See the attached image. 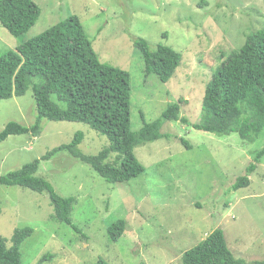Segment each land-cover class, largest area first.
<instances>
[{
  "label": "rangeland",
  "instance_id": "rangeland-1",
  "mask_svg": "<svg viewBox=\"0 0 264 264\" xmlns=\"http://www.w3.org/2000/svg\"><path fill=\"white\" fill-rule=\"evenodd\" d=\"M40 9L35 25L12 36L0 25V55L15 50L58 22L77 16L101 63L124 70L130 84V126L158 119L169 104L186 100L180 118L201 119L205 87L225 57L244 44L248 34L264 26V0H33ZM171 47L181 62L167 83L145 75L134 43ZM38 113L29 86L20 97L0 100V132L8 122L35 123ZM82 134L77 149L94 156L108 145L104 135L85 123L41 121L40 134L9 136L0 143V177L39 160L36 176L46 179L61 197H74L71 222L53 219L46 192L0 185V236L31 227L20 247L22 264H180L184 252L215 229L224 232L236 259L264 260V156L236 190L256 154L264 149V129L252 142L237 133L216 135L181 121L163 123L162 138L134 148L145 172L123 184L105 182L88 165L61 151ZM181 139L189 145L186 147ZM126 220L116 243L107 228ZM84 234L86 239L81 235Z\"/></svg>",
  "mask_w": 264,
  "mask_h": 264
},
{
  "label": "trees",
  "instance_id": "trees-1",
  "mask_svg": "<svg viewBox=\"0 0 264 264\" xmlns=\"http://www.w3.org/2000/svg\"><path fill=\"white\" fill-rule=\"evenodd\" d=\"M40 9L33 0H0V25L10 35L19 36L37 22ZM140 52L145 75H155L167 83L181 62L174 49L158 45L150 51L143 39L135 41ZM32 86L38 113L35 123L24 126L8 122L0 132V143L9 136L40 134L41 121L85 123L104 135L108 145L94 156H87L76 148L82 134L45 154L47 160L66 151L73 158L88 165L105 182L123 184L142 175L144 166L137 160L134 148L163 137L160 130L165 122L181 121L193 129L216 134L237 133L248 142L264 129V26L245 38L239 50L228 54L205 87L202 114L198 123L180 118V106L186 100L169 104L161 116L151 123L143 121L138 131L130 126V84L126 71L101 63L79 18L75 15L58 22L15 50L0 55V100L24 95ZM181 142L189 147L184 140ZM264 156V149L247 167V174L232 185L234 190L246 187L248 175L256 170ZM39 160L0 177V185L18 186L48 194L53 208V219L69 225L76 233L81 230L71 222L76 204L74 197L57 195L52 185L36 176ZM126 220L120 219L107 228L108 239L116 243L126 230ZM33 234L31 227L15 229L10 239L0 236V264H22L20 247ZM84 239L86 236L81 235ZM47 254L39 264L52 259ZM96 264H108L99 259ZM180 264H249L236 259L229 251L224 232L215 229L196 246L184 252ZM251 264H264V260Z\"/></svg>",
  "mask_w": 264,
  "mask_h": 264
}]
</instances>
